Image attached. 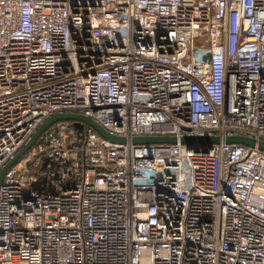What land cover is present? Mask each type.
Instances as JSON below:
<instances>
[{"label": "built area", "instance_id": "built-area-1", "mask_svg": "<svg viewBox=\"0 0 264 264\" xmlns=\"http://www.w3.org/2000/svg\"><path fill=\"white\" fill-rule=\"evenodd\" d=\"M56 113L126 140L50 125L0 182V264H264V0H0V168Z\"/></svg>", "mask_w": 264, "mask_h": 264}, {"label": "water", "instance_id": "water-1", "mask_svg": "<svg viewBox=\"0 0 264 264\" xmlns=\"http://www.w3.org/2000/svg\"><path fill=\"white\" fill-rule=\"evenodd\" d=\"M60 120H76L81 123L90 125L96 132H98L100 135H102L104 138L109 139L114 142L123 143L125 142L124 137H118L109 134L106 132L98 123H96L94 120H92L89 117L83 116L78 113H56L48 118H46L35 130V132L32 134L30 139L16 152V154L13 156L12 159H10L8 162H6L1 168H0V182L2 180V177L6 171V169L15 163L17 159H19L29 148L30 146L35 142V140L53 123L60 121ZM80 132V131H79ZM180 142L186 144L188 146L191 142H205L207 145L203 149V151H207L212 143H217L219 141V137L216 135H192V136H182L179 138ZM225 142L228 143H240L244 145L253 146L255 144V141L253 138L247 137V136H241V135H230L226 136L224 138ZM132 143H174L176 142V138L174 136H134L131 138ZM257 146L264 150V141H258Z\"/></svg>", "mask_w": 264, "mask_h": 264}, {"label": "rangeland", "instance_id": "rangeland-1", "mask_svg": "<svg viewBox=\"0 0 264 264\" xmlns=\"http://www.w3.org/2000/svg\"><path fill=\"white\" fill-rule=\"evenodd\" d=\"M65 122H71L72 126L77 130V131H82L83 129V124L79 121H76V120H64ZM50 132V129H47L43 132L42 136L46 133Z\"/></svg>", "mask_w": 264, "mask_h": 264}]
</instances>
